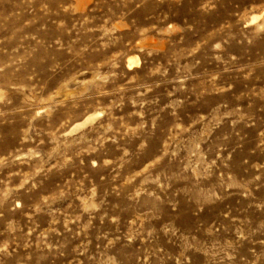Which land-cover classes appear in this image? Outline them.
Instances as JSON below:
<instances>
[{
  "label": "clouds",
  "instance_id": "clouds-1",
  "mask_svg": "<svg viewBox=\"0 0 264 264\" xmlns=\"http://www.w3.org/2000/svg\"><path fill=\"white\" fill-rule=\"evenodd\" d=\"M0 264H264V0H0Z\"/></svg>",
  "mask_w": 264,
  "mask_h": 264
}]
</instances>
